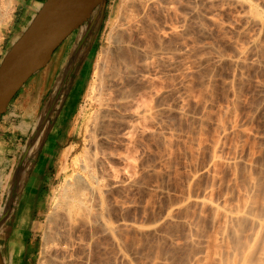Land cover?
<instances>
[{
  "label": "rangeland",
  "instance_id": "374dc122",
  "mask_svg": "<svg viewBox=\"0 0 264 264\" xmlns=\"http://www.w3.org/2000/svg\"><path fill=\"white\" fill-rule=\"evenodd\" d=\"M2 1L5 2V0H0V5H2ZM163 1L166 0H160V4L164 6V9L160 4L155 3V35L158 34L159 36L160 33L163 36H159L162 37V39L160 38L162 42L160 43L157 35L156 38L159 44H164L158 45L157 40L155 42V48L158 47L155 51V68L152 66V69L149 70L151 72L149 75H154V77L151 76L153 83H150L151 86L149 85L150 87L147 89L148 86L143 87L140 81L136 85L137 78H135L136 80L133 79L134 81L131 80L132 86L138 88L136 90L137 98L134 96L136 98L134 101L139 100V98L142 100L144 97L143 101L155 105L154 118L140 122L138 129L135 128L136 130L133 129L135 132H131L134 133L133 136L131 135L132 138L134 137L133 139L131 136L126 137L129 140L132 139L133 143L130 142L132 140L127 141L124 136L117 132L114 134L116 142L111 145L112 149H116V153L117 151L118 154L124 152V155H121L125 157L127 154L126 156H128L127 159L125 157L123 163L114 158L116 161L113 159L112 164L117 165V167L123 164L122 166L125 168L121 166V169L119 167L118 169L122 170L125 177L122 172H120L121 175L125 179L129 175L127 178L131 177L133 180L129 179L133 183L131 186L128 183L125 185L120 183V187L123 186L124 190L121 187V194L118 191L116 193L119 195L114 193V198L112 196L109 199L110 202L112 200L114 202L115 199L120 201L116 207H114V203L109 206L108 218L112 221L111 224L119 225L117 227L120 228V231L118 230L116 239L118 242L121 241L120 246L122 243L125 244V246L122 245V249L124 247L125 250L117 247L115 242L110 243L113 242L110 237L108 239L107 236L96 233L97 236L94 234L97 237L95 242L90 243L93 246L88 245L89 248L87 247L89 251H86L85 248L84 255L79 251L76 253H80V255L78 254L79 257H84L88 252V257L90 254V260L86 256L88 260L86 263L88 264H92V262L94 264H219L218 257H221L222 261V257L225 256L222 252L228 247L230 251L227 249V252L231 253L235 245L234 242H236L234 232H230L234 228H231V224L233 223L232 226L236 224L235 227L239 225L235 223L236 221L227 220L226 216L223 218L224 213L219 209L226 205L225 208H229V210H233V207L236 209V206L240 208L246 202L249 205L248 203L251 202L250 195L251 199L253 197L254 201L257 202L260 200L259 198H262L258 196L264 194V22L259 26V24H251L252 22L243 18L244 16L247 18L250 14L248 11L255 7L254 9L259 14L261 13L260 16L264 21V0H243L245 3L247 2V5L242 3L241 6L239 4L241 2L238 3V0L237 3L235 0H168L165 3ZM119 2L120 0L101 2L84 22L93 21L96 37L94 38L92 57L87 62L90 69L87 80L80 90L78 100L71 112L65 115L63 120H60V123L63 124L64 120L67 119L63 127L64 139L67 141L65 145L75 143L81 123L88 113L87 99L84 94L90 80L92 64L98 56L99 47L105 44L107 24L115 14ZM16 4L17 0H13L11 10L5 14L2 9L4 4L0 6V14L4 15H0V47L14 24ZM171 5L173 9L170 10ZM166 28H170L172 31H166ZM175 32L179 33L175 34ZM253 38H257L259 44H252ZM253 45L257 46L256 49L261 50L260 56L258 53L260 50H255ZM252 48L253 50H251ZM159 49L161 50L158 51ZM166 49L174 54L168 53ZM165 51L166 53H164ZM239 51L243 52V55L238 53L239 55L236 56ZM158 52L162 53L158 54ZM241 59L242 61H240ZM20 90L13 98H16ZM128 107V111L125 110L124 113L121 111L124 116L127 115L124 119L132 118L130 111L134 104ZM52 124L51 129L59 126ZM119 127L121 126H117L115 132L119 131ZM122 130H124L123 126L121 127ZM116 134L119 135H117L119 138ZM16 139L13 137L10 146L6 147L10 149V155L5 156V163L2 166L4 169L0 171V181L3 182L6 175L10 176L4 191L5 194L8 192L13 177L9 174L11 166V171L14 172L19 160H23L22 157L25 155L24 143L19 140L16 141ZM126 142L130 144H125ZM122 144H125L126 147ZM44 145L42 144V149ZM60 149L62 148L55 146L49 155L42 153L41 150L36 156L39 165L43 163L44 167H49L51 175L55 174V161ZM25 159L27 160L26 155ZM115 165L113 166L116 167ZM23 169L24 167L21 166L20 173ZM35 170L34 172H38L39 168ZM40 171L44 170L41 169ZM52 177L49 186L42 188V208L39 214L25 225L29 228L27 230L19 231L13 226L14 217H11V220H4L0 196V255L2 254V264L3 262L4 264H37L44 213L47 210L46 197L50 194L51 188L58 189L60 185L59 180ZM129 180L126 179L127 182ZM255 187L258 189L254 190ZM256 192L259 194L257 200H255L256 195L254 196L257 194ZM203 200H206L207 203ZM261 200L263 203L264 198ZM254 201L251 202V205L256 203ZM209 202L211 203L210 206ZM258 203L260 204L257 202L255 206L253 205L254 208L249 206L259 211L256 208H260L261 204L259 206ZM212 204L219 208L218 212L216 211L219 216L215 213L214 210L216 209ZM120 206L122 208H119ZM250 210H248L249 215H251L249 217H252L255 210L253 212ZM116 219L117 221H115ZM245 220L250 221L249 219ZM241 221L240 223L243 225H240L243 227V232H239L243 235L248 232V228L252 224ZM249 223L250 225H248ZM222 224L226 226L227 235L223 232L224 226ZM135 226H139L140 230L133 228ZM238 228L232 231L238 230ZM256 228H253L254 232L258 229ZM253 229H251L252 232ZM80 231L76 232V237L79 239L81 237L79 242L85 243L88 240V234ZM251 231L249 232L252 233ZM239 232L236 233L238 236L240 235ZM261 233L264 235V232ZM230 234L233 236H229V238L228 235ZM245 235L247 237L248 233ZM227 238L229 239L228 242L234 243L232 247L227 245ZM245 238L242 241L239 239V241L244 242ZM18 239L20 240L16 242L15 240ZM97 239L99 243L101 242L100 245L103 244L102 246L106 248L100 246ZM96 241L98 245L95 246ZM94 246L98 250H95ZM116 248L125 252L129 262L126 261V263L125 260L118 257ZM256 249L254 255L258 251L260 254L261 248L257 251ZM118 250L117 252H119ZM74 251L76 252V250ZM90 251L92 252L90 253ZM95 254L97 256H94ZM254 255L255 258L256 255ZM86 258H79L78 260L86 261ZM256 258L258 259V254ZM103 259L107 263L102 261ZM255 260L252 258L253 264H257L255 263L257 260ZM81 262L83 264V261Z\"/></svg>",
  "mask_w": 264,
  "mask_h": 264
},
{
  "label": "bare ground",
  "instance_id": "6f19581e",
  "mask_svg": "<svg viewBox=\"0 0 264 264\" xmlns=\"http://www.w3.org/2000/svg\"><path fill=\"white\" fill-rule=\"evenodd\" d=\"M156 1L155 0H120V2L118 3L117 9L115 11V14L108 21V24H107L108 29L106 32L107 34L105 35L106 36L105 44L101 45L99 47V50L97 53L98 56L96 59H94V62L92 64L90 80L87 84L85 94H84L85 98L87 99L86 101H87V105H88V107H87L88 113L85 116V119L81 123V126L79 128V132H78V137H77V140L75 141V143H70L69 145H66L65 147L60 149V151L58 152V154L56 156L55 174H54L53 179H58L60 185L58 186L59 187L58 189H52L51 188L50 194L46 197V200H47L46 201V209L47 210L44 213V225H43L42 230H41V238H40L41 243H40V248H39V257L36 259L37 264H76L78 262H80L82 264L81 261H83V264L84 263L88 264V263H86V262H88L87 258L89 259V257H90V254H89V257L87 256L88 252L86 255L87 258H86V256L79 257L80 253H78L79 255L76 253H77V251H79V252H81V254L84 255V252L89 251L88 248H89V246L92 245L90 243L95 242V238H97L96 233H99L101 235L103 234L102 236H105V237L107 236L108 239L110 237V239L113 240V242H110V243L115 242L116 246L118 245L117 247L122 249L123 243L120 246L119 244L121 241L118 242L116 239V236H117L116 234L118 233V230L120 231V228L118 229L119 225H117L118 226L117 227V226L111 224L112 221H110V219L108 218V214L110 212L109 206H111V204L114 203L115 204L114 207H116V206H118L117 203H119L120 201L118 202L117 201L118 199L117 200L115 199L114 202H113V200H112V202H110L111 200L109 201V199H110V197L113 196L114 193H116L118 191H119L118 193L121 194L120 188L122 187V189H123V186L120 187V185H119L120 183L121 184L123 183L124 185L126 183H128L131 186V184H133L132 183L133 180L130 177L132 180L130 182V180H129L130 178H127L129 175L126 176V179L129 180V182H127L126 179L124 178L125 176H124L122 170H120L121 169L120 167L123 164H121V165L118 164L119 165L118 167L120 169H118L117 165L112 164V160L114 158H116V160L117 159L121 160L123 163V161L125 160V157L127 159L128 156H126L127 154L125 155V157L122 156L121 154L124 155V152L118 154V151H117V153H116V151H115L116 149H112L111 145L114 142H116V140H114V139H116V137L114 138L115 133L118 132V134H120L121 136H124L125 139L128 141L129 139L126 137L131 136V135L133 136L134 133H131V132H133V131L135 132V130L138 129L137 127L139 126L140 122L145 121L149 118H152V119L154 118L153 115H154V111H155V108H154L155 105L153 106L152 103L150 104V103H146L147 101L146 102L143 101L144 97L142 98V95H141L142 100L139 98V100L137 99V101H134L137 98V96H136L137 91L136 90H138V88H137V86H135V87L132 86L133 84H132L131 80L137 78L138 80L135 79L137 82L136 85L138 84V81H140L142 83L143 87L146 88L148 86L147 89L151 86L150 83H153L151 80H153L152 77H154V75L153 76L151 75L152 76L151 77L149 75V72H150L149 70L152 68H155V66H154L155 65V51L158 48V47L155 48L156 47L155 42L157 40L156 35L159 38L160 43L162 42V40H160V38L162 39V37H163L160 33H159V36L161 35L162 37H159L158 34L155 35V7H156L155 3H157V5L160 4V0H159V2H158V0H156ZM167 1L168 0L163 1V2L165 3ZM236 1L237 0H235V2ZM239 1L241 3H239ZM242 1L243 0H238V3L240 4V6L242 3H244V5L245 4L247 5V2L245 3V1H243V2ZM3 2L4 1H2V5L4 4V6H2V5H0V6L4 7L2 9L4 10V14H5V12L7 13L9 10H11L13 0H5V2L4 3ZM166 5L167 4H165V6ZM163 7L164 6H162V8ZM166 7H165V9H166ZM170 7H171L170 10L173 9L172 5ZM254 8L252 10L250 9L249 10L250 12L248 11V13H250V14L248 15L247 18H245V16L243 18H244V20L252 22L251 24L256 23V24H259V26H261L260 24H262L264 22L262 17L260 16L261 13L259 14V12H257V10H255ZM168 10H165V11L168 12ZM167 12H165V13H167ZM0 15H3V14H0ZM0 19H1V16H0ZM94 24H96V23H94ZM164 25H166V24H164ZM164 27H166V26H164ZM156 28H158V27H156ZM170 28H168L169 30L166 28L167 29L166 31H172V29H170ZM172 28H174V27L172 26ZM173 32H170V33L173 34ZM176 33H179V32H175V34ZM175 34H174V36H175ZM163 35H165V34H163ZM180 35H181V33H180ZM256 39L253 38L252 44L256 45V43L259 42L258 39L256 42L255 41ZM164 40H166V38H164ZM249 41L251 42L250 39H249ZM157 42H158V40H157ZM162 44H164V43H162ZM162 44H159V42H158V45H162ZM166 44H168V43H166ZM252 44H249V45H252ZM255 45H253L254 49L257 51L260 50L258 48L256 49L255 47H257V46H255ZM260 45H261V43H260ZM247 46H245V47H247ZM248 48H251V47H248ZM171 49H172V47H171ZM241 49H242V47H241ZM243 49H244V47H243ZM160 50L161 49H159L158 51H160ZM164 50H165V48H164ZM166 50L168 51V49H166ZM244 50H246V49H244ZM244 50H241V51L244 52ZM251 50H253V48ZM263 51H264V49H263ZM171 52L168 51V53H171ZM243 52H240V51L237 52L236 56L239 55L238 53H242V55H243ZM259 52H261V50L258 51V53ZM160 53H162V52H158V54H160ZM164 53H166V51ZM259 56H260V53H259ZM240 58H242V57H240ZM259 59H260V57H259ZM240 61H242V59ZM244 62H246V61H244ZM184 67H186V66H184ZM144 84H145V86H144ZM31 85H32V89H35V90L41 89L40 83L36 82L35 80L32 81ZM138 87H139V85H138ZM143 87L141 89H143ZM144 90H146V89H144ZM140 92H141V90H140ZM27 98L31 101L30 98H34V97L28 95ZM131 104L132 105L134 104L133 109L130 111V116L133 119L132 118H130V119L125 118L124 119V117H126L127 115L124 116L121 113V111H123V113L125 110L128 111L129 109H127V107L131 106ZM119 125L121 127L123 126V129H124V130H122L123 132L121 131V127L118 128L119 131L115 132V130H117L116 129L117 126H119ZM234 126H235V124H234ZM133 129H135V130H133ZM234 129H235V127H234ZM139 130H141V129H139ZM120 131L122 132V134ZM129 133H131V134H129ZM118 134H116V136ZM121 136H120V139H121ZM132 136H131V138H132ZM122 139H123V137H122ZM132 139H130V140H132ZM117 140H119V139H117ZM130 142L133 143V140ZM128 143L129 142H126L125 144H128ZM37 146H39V145H37ZM124 147H126V146H124ZM113 148H115V147H113ZM121 150L123 151V149H121ZM25 153H27V152L25 151ZM213 155H214V153H213ZM23 157H22V159H23ZM116 160L114 159L113 161H116ZM117 162H119V161H117ZM126 162H127V160H126ZM128 163H126V164H128ZM113 165H115L117 167V169ZM228 165H229V163H228ZM232 165H233V163H232ZM122 167L125 168L124 166H122ZM20 169H21V167H20ZM20 169H18L17 172L13 175V177L11 179V181H13V182L11 184H9V185H12V184L14 185V179H16L15 188L19 187V180H20V177L22 175V172L20 173ZM120 172H122V175L124 177L121 175ZM22 176H24V174ZM9 177H10L9 175H6L4 178V181L3 182L0 181V191L3 189L5 182L8 181ZM137 183H135V184H137ZM7 185H8V182H7ZM256 188L257 187H255L254 190ZM262 192H263V189H262ZM118 193H116V194H118ZM259 193L261 194L260 191H259ZM255 195H256L255 200H257V196L259 194L257 193V194H254V196ZM258 197L264 198V194H263V196L261 194V196H258ZM113 198H114V196H113ZM249 198H250L251 202L254 201L253 197L251 199V195ZM262 198H259V199L261 200ZM201 199H203V198H201ZM119 200H122V199H119ZM208 200H209V198H208ZM260 200H257V202H260L261 206L258 203L260 208H256V209H259V211L257 210L258 213L255 216H253V214H255V212H257V211L253 208H254L255 204L257 203L256 201H254L256 203L253 202L254 206L251 205V202L248 203L253 208H250V206L247 205V202H246L245 204H243L244 205L243 207L241 206L242 208L240 207L241 209L236 206V209L239 208L237 210L235 209V207H233V210L232 209L229 210V208L226 209L225 207L227 205L224 207H221L219 205L221 208H223V209H221V208L219 209L218 207H216L217 205L214 206L212 204L214 206V208L216 209V210H214L213 207L211 206L212 209L215 211V213H216V211L218 212V209L220 211L222 210L221 212L224 213L223 218H225V216H226L228 218L227 220H229L230 222L236 221L235 223L239 224L237 227H235L236 224H235V226H232L233 225V223H232L231 228L234 227L233 229H236L240 226L238 228V230H235V231H232L233 229L229 228V229H231V231L229 230L230 232H234V234H235L234 238H235L236 242H234L235 243V245H234V243L232 244L231 241L228 242L229 239L227 238V242H228L227 245L228 244H229V246L231 245L230 247H232L234 245L233 251H231V253L227 252L228 250L230 251V249L228 247L225 248L226 251L222 250L223 251L222 253H223V255L225 254V256L222 257V261L220 259L221 257H218L217 261H219V264H253L254 261H251L252 258L254 260L256 259L258 261L257 262L255 260L256 261L255 263L264 264V235L261 233V232H264V201H263V203H261L262 200L261 201ZM203 201H205L207 203L206 200H203ZM203 201H201L202 204H203ZM201 202H200V205H201ZM210 202L213 203L211 200H210ZM248 202H249V200H248ZM211 203L209 204V206L211 205ZM258 205H256V207ZM119 208H122V207L120 206ZM123 208L125 209V207H123ZM110 209H111V207H110ZM117 209H118V207H117ZM120 210H122V209H120ZM213 210H212V212H213ZM248 210H250V212H253L255 210V212L252 214V217H249L251 215H249ZM215 213H214V215H215ZM216 214L218 215V213H216ZM220 214H222V213H220ZM168 215L170 216V213ZM109 217L111 218V216H109ZM115 218H117V217H115ZM244 219L250 220V221L245 220L246 222H251V224H252L251 226H253V227L251 228V226H249V228L253 229V228L257 227L259 230L257 228L256 229L258 230V232L261 231L260 232L261 234L259 233L257 235V233H258L257 230H256V232H254L255 230L253 229V232L256 233V234H254L251 231V229L248 228L247 237L245 235L247 233L242 235L240 232H243V230H242L243 227H241V225H240V224H242V223H240V220H242L243 223H246L244 221ZM115 221H117V219ZM118 221H120V220H118ZM237 221H239V222H237ZM225 222H226V219H225ZM225 222H224V224H225ZM120 223H122V222H120ZM120 223H116V224H120ZM0 224H1V221H0ZM224 224H222V226H224L223 232L226 234V231H225L226 226ZM248 225H250V223ZM132 226H134V225L132 224ZM136 226L133 228L138 230L139 226L138 227H136ZM228 226H230V225H228ZM240 228L242 231L239 230ZM123 230H124V228H123ZM123 230H121V231H123ZM78 231H80L81 233L86 232V235L88 234V240L85 243L83 241L79 242L81 237H80V239L76 237V232H78ZM249 231H251L252 233H250ZM238 232L240 233V235H239L240 237L236 234ZM94 234L96 236H94ZM233 235L230 234V235H228V237L229 236L231 237ZM241 235L242 236L245 235L246 238L242 237ZM123 238L124 237L122 236V239ZM223 238H222V240H223ZM243 238H245L246 240L244 239L245 240V241L243 240L244 242H240L239 239L242 241ZM119 239H120V237H119ZM124 241H125V239H124ZM98 243H99V240H98ZM98 243L96 241V244L94 243L95 246L98 245ZM100 243H99V245H100ZM115 244H114V246H115ZM102 245H100V246H102ZM95 246H94V248H95ZM123 246H125V244ZM76 247H77V249L79 247V250H77ZM102 247L106 248L105 246H102ZM258 247L261 249H260V254H259V251L257 253L258 254V259H257L256 258L257 254H255L256 255L255 256L254 251L256 248L259 250ZM80 248L82 249L81 251H80ZM121 249L118 250L119 252H117V250H116V253H118L117 254L118 257H120V259H122V260H125V262L126 261L129 262L125 252L122 251L124 249V247L122 250ZM257 249H256V251H257ZM74 250H76V252ZM95 250H98V248L97 249L95 248ZM95 250H93V251H95ZM82 251H83V253H82ZM91 252L92 251H90V253ZM107 252H108V250H107ZM261 252H262V254H261ZM94 253H96V251ZM99 253H100V251H99ZM96 254L94 256H97ZM106 254H108V253H106ZM83 255H81V256H83ZM219 255H220V252H219ZM253 255L255 256V258L253 257ZM100 256H99V258H100ZM221 256H222V254H221ZM78 257L81 259L86 258V261L78 260L79 259ZM118 257H117V259H118ZM96 259H97V257H96ZM102 261H104V259ZM104 262H106V261H104ZM96 263H98V262H96ZM0 264H2L1 259H0ZM3 264H4V262H3ZM92 264H94V263L92 262Z\"/></svg>",
  "mask_w": 264,
  "mask_h": 264
},
{
  "label": "crops",
  "instance_id": "0c3cea01",
  "mask_svg": "<svg viewBox=\"0 0 264 264\" xmlns=\"http://www.w3.org/2000/svg\"><path fill=\"white\" fill-rule=\"evenodd\" d=\"M43 2L44 0H17L15 21L1 44L0 59L24 31ZM95 29L93 21L75 29V32L57 47L47 64L31 76L0 117V171L4 169L2 166L5 156L10 155V149L6 147L10 146L13 137L17 138L16 141L24 143L27 152L25 155L29 158L26 160L24 156L23 160H19L14 172L11 171V166V176L21 166L25 168L22 171L24 176L21 175L19 180V187L15 188L14 179V185H10L5 194L7 181L0 194L4 220L14 217L16 224L13 226L19 231L29 229L25 225L39 214L42 208V188L48 187L51 177L54 176L50 174L49 167H44L43 163L39 165L36 156L41 150L49 155L55 146H66L63 127L67 119L63 124L60 120L71 112L89 75L87 62L92 57ZM34 80L40 83V90L32 89L31 83ZM28 95L34 98H30V101ZM52 123L59 126L51 129ZM42 144L46 145L43 149ZM36 168H39L38 172H34ZM41 169L44 171L41 172Z\"/></svg>",
  "mask_w": 264,
  "mask_h": 264
},
{
  "label": "water",
  "instance_id": "95a60500",
  "mask_svg": "<svg viewBox=\"0 0 264 264\" xmlns=\"http://www.w3.org/2000/svg\"><path fill=\"white\" fill-rule=\"evenodd\" d=\"M104 1L44 0L1 58L0 117L26 81L47 64L57 47Z\"/></svg>",
  "mask_w": 264,
  "mask_h": 264
},
{
  "label": "trees",
  "instance_id": "16d2710c",
  "mask_svg": "<svg viewBox=\"0 0 264 264\" xmlns=\"http://www.w3.org/2000/svg\"><path fill=\"white\" fill-rule=\"evenodd\" d=\"M27 81H28V80H27ZM27 81H26V82H27ZM23 86H24V85H23ZM23 86H22V87H23ZM22 87H21V88H22ZM21 88H20V89H21Z\"/></svg>",
  "mask_w": 264,
  "mask_h": 264
}]
</instances>
